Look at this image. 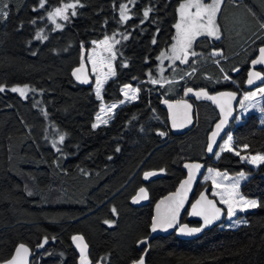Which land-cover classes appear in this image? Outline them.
Instances as JSON below:
<instances>
[{"label": "trees", "instance_id": "1", "mask_svg": "<svg viewBox=\"0 0 264 264\" xmlns=\"http://www.w3.org/2000/svg\"><path fill=\"white\" fill-rule=\"evenodd\" d=\"M181 1L45 0L41 8L39 0H0V12H8L0 18V86L5 88L0 92V264L18 244L32 250L31 264H80L71 246L77 235L88 247L89 264H129L141 256L146 264H264V163L254 168L242 158L264 156V101L259 112L231 124V152L217 149L212 158L206 157L205 147L217 118L209 104H195L196 126L183 137L171 135L160 107L187 87L209 93L227 89L222 71L230 73L248 55L245 41L264 22V0L223 4L218 18L223 39L213 46L234 59L216 65L202 38L194 49H204L208 56L170 74L159 73L156 56L173 40ZM66 3L77 6L68 9V20L55 18L53 23L48 13ZM121 4L129 17L123 21ZM146 9L151 11L144 18ZM106 38L114 43L113 57L98 99L86 61L94 45ZM81 64L90 77L87 86L72 76ZM25 86V98L11 91ZM124 86L136 87V100L117 107L108 124L93 128L100 105L120 102ZM186 161L202 162V178L217 176L216 187L233 183L243 172L248 178L232 198L256 200L261 206L237 207L243 221L229 226L224 207L201 178L196 195L208 189L224 211L220 224L193 239L172 234L138 249L137 243L150 234L154 203L176 189ZM148 171L162 174L145 182ZM141 187L149 202L132 207L129 201ZM183 222L200 226L185 216Z\"/></svg>", "mask_w": 264, "mask_h": 264}, {"label": "snow or ice", "instance_id": "2", "mask_svg": "<svg viewBox=\"0 0 264 264\" xmlns=\"http://www.w3.org/2000/svg\"><path fill=\"white\" fill-rule=\"evenodd\" d=\"M78 2V0H77ZM130 2L134 3L135 0H130ZM223 3V0H184V2L179 4V21L174 25V27L176 28V44L173 45L172 47V51H173V58L174 60H180L181 63H187L188 59H189V55L192 57H195L197 55V52L192 50L193 49V44L196 41V39L198 37L201 36H208V37H212L215 39H220L219 36V27L216 24V16L217 13L220 11V5ZM8 5L5 4L4 7L6 8ZM39 6L41 8H43L45 6V0H39ZM77 6V4L75 3H66L64 5L63 8L57 7L55 8V10L53 12H49L48 13V18L50 20H52L53 23L56 22V17L60 16L62 19L64 20H68V15L66 14L68 9H75ZM192 9H195V11L193 12ZM35 10V9H34ZM151 9H146L143 12V17L147 18L149 16ZM72 16L76 15V12L73 10L71 12ZM8 16V12H0V18H7ZM129 17L127 16V6L125 4H121L120 5V19L126 20ZM33 23H35V21H32ZM58 28L61 27V25L57 24L56 25ZM261 27H264V24L261 25ZM46 38V37H44ZM127 37H125L126 39ZM37 39H41V37L38 35ZM102 43L107 44L108 41L107 39L105 41H103ZM115 43H119V41H115ZM153 43H155V40H153ZM110 50V49H109ZM179 50V51H178ZM165 54L161 53V57H163ZM213 56H217V55H222L221 51H217L214 50L212 52ZM93 63H95L93 61ZM218 63V61H217ZM252 64H264V47H260L259 48V58L258 59H254L252 61ZM126 66V65H125ZM84 68V65L81 64V66L79 68H77L76 70H74L73 75L77 76V79H80V77L77 75V73L81 72ZM114 74V73H113ZM253 77L259 78L260 77V73L259 72H250L249 73V79H248V83L252 84L253 81ZM225 79H228L227 76H225ZM82 83H88V79L85 78L83 80H81ZM151 83H157L156 80H151ZM101 88H102V82L100 80L96 81V96L98 99H102L101 97ZM27 86H25L24 88H16L13 87L11 88L12 92H19V94L21 96H25L26 92H27ZM5 88L0 86V92H4ZM34 91V89H33ZM260 94H264V87H260L257 90ZM257 91H254L248 95H246L244 97L245 101L248 100H253L256 98L257 96ZM193 92L192 88H188L187 89V93H191ZM125 96L129 99H135L136 97L133 96H129L127 92L124 93ZM195 95L197 96V98L204 96L207 99L213 100L214 102H217V97L216 96H209L207 94V92H195ZM221 96H225L229 99H235V93L232 92H228V93H221ZM121 103H123V101H121ZM178 104H183V106L185 108H190L191 105L187 104L186 102H177ZM243 107V104L241 105ZM117 107V105L113 104L111 106H108V110L110 111L111 109ZM173 106L170 104L169 108H172ZM253 107H255V105H253ZM221 108V112L224 113V119H222L220 121V123H218L216 125V131H214L212 133V142L209 143L207 145V151L208 152H213V145L215 144V138L216 136L219 134L220 130L222 129V126L227 122V116L230 114V109L226 110L224 105L221 104L220 105ZM101 113L105 112V106H101ZM262 111H264V109H262ZM97 121L98 122H103V123H107V120H103L101 121V116L98 114L97 115ZM93 128H96L99 126V123H94ZM173 127H176V123H175V118H173ZM159 135L163 136L165 135V133L163 132H159ZM65 137L64 135H60L59 140L62 143L64 141ZM232 140L231 136H228L227 138V142L223 145L224 149H227L229 151H231L232 149L229 147L230 142ZM55 143L53 144V147H55ZM245 148H247V145L244 146ZM57 151H59V149L57 148ZM117 151H119V149H117ZM237 155H239V152L236 153ZM244 158V157H242ZM246 159V158H244ZM257 161H259L260 163H264V156H253L251 158V162L252 163H256ZM186 168L189 169H195L198 170L201 165L200 164H186L185 165ZM211 171V170H209ZM156 173L154 172H145L144 173V179L147 180L150 176L155 175ZM194 179V174L193 172H189L188 178L186 180H184L181 185H180V189H185L186 185H190L192 180ZM246 179L245 175L243 172L240 173L239 177L237 179H235L231 185L232 189H236L239 187V183L241 180ZM215 183V181H214ZM180 189L177 190L176 193H173L174 197H179L180 199L178 201H175L176 206L174 208L171 209V213L170 214H165V215H160L159 214V205H157V216L153 217V221H152V225H151V230L153 232L157 231V229H167L169 227L173 226V223L176 219V214L179 211V207L183 204V200H184V196L181 194ZM140 193L144 194L143 198H147V194L145 189L142 187L140 188ZM215 194V193H214ZM171 199V198H169ZM201 201H205L207 205L210 206V208H206V209H201L198 210L197 209V205H199L201 203ZM133 202H138L137 199L134 198ZM220 202L222 204H225L227 206V214L229 217H232L235 215L236 213V209L237 207L239 208L240 211H245L248 208H256V207H260L261 205L256 201V200H245L243 197H240L239 200H234L231 196V194L228 196V198H225L224 195L220 196ZM161 203H163V201H161ZM192 209H193V215H201L203 216V220H204V225H210L214 220H217L220 218L221 215V209L216 207L215 204L211 201V200H206V197L201 194V198L199 201H197L196 204L192 205ZM112 212L115 214L116 213V209L113 208ZM105 223H109V221H105ZM201 228H191V229H187L188 233H195V232H199L201 231ZM181 231H185L184 228H181ZM73 241H83V238L81 236H73L72 237ZM44 243H47V239L44 240ZM138 243L140 244H147V239H143L140 240ZM44 245H38V247H43ZM77 247H80V244L77 245ZM87 245H84L83 247H81V264H88V262L85 259L84 256V248H86ZM23 254H28L29 253V249L27 247H25V245L20 244L16 249H15V255L12 257V259H10L9 261L6 262V264H27V261L25 259V255ZM133 264H145V260L144 257L141 256L138 260L133 261Z\"/></svg>", "mask_w": 264, "mask_h": 264}, {"label": "water", "instance_id": "3", "mask_svg": "<svg viewBox=\"0 0 264 264\" xmlns=\"http://www.w3.org/2000/svg\"><path fill=\"white\" fill-rule=\"evenodd\" d=\"M261 47H264V45ZM258 58H259V50H258V54H257L255 59H258ZM263 65L264 64L253 65L251 62L249 73L250 72H257L256 69H258L259 67H261ZM80 66H78L77 68H79ZM77 68H75L74 70H76ZM74 70L72 71L73 78L81 86H87L90 83V77L88 75V71L85 68V66L81 72L77 73V75L80 77V79H77V76L73 75ZM249 73H248V78H247V81L245 84V88L246 89H253V88L260 86L263 82V78H262L261 74H260L259 78L253 77L254 82L252 84H249L248 83ZM85 78L88 79V81H89L88 83H82L81 82V80H83ZM188 88H190V87H187L184 89L183 98L176 99V100H162L160 102V107L166 113L167 123H168L170 133H171V135H173L175 137H183L186 134L190 133L195 128V126H196V107H195V104L196 103H206V104H209L213 109H215L217 112L218 118L213 123V125L211 126L210 132L207 135V142H206V147H205L206 157L212 158L215 155L217 149L219 148V145L222 143L223 138L227 137V135H231V133L229 134L228 132H229L231 124L235 122V118H236L235 108L238 104L239 96L237 93H235L233 91H223V92H217V93L211 94V93H208L205 89H193V88H192L193 92L186 94ZM195 92H207V94L209 96H216L217 102H214L213 100L207 99L204 96L197 98V96L195 95ZM228 92L235 93V99H229L225 96L220 95L221 93H228ZM180 101L186 102L187 104L191 105V107L185 108L182 103L181 104L177 103ZM170 104L173 106L172 108H169ZM221 104L224 105L226 110L230 109L231 111H230V114L227 116V122L222 126V129L220 130L219 134L215 138V144L213 145V152H208L207 151V145L212 142V139H213L212 133L214 131H216V125L218 123H220V121L222 119L225 118L224 113L221 112V108H220ZM173 118H175L176 127H173ZM186 164H200L201 167L198 170L189 169V168L185 167ZM205 170H206V166L202 162H199V161H186L182 164V171L185 174L184 178L178 183V185L174 191L167 193L166 195L162 196L153 205L152 217H151L150 227H149L150 234L146 238L147 244L149 241H151L152 239H154L156 237H167V236L172 235V234L176 235V237H178L179 239H182V240L193 239V238L198 237L203 231L209 230V229L213 228L214 226H217L218 224H220V222L222 221V219L224 217V211H223L222 207L219 206L216 203V201L210 197V195L208 193V189L203 188L196 195V189L199 185V182H200L203 174L205 173ZM190 171L193 172L194 179L192 180L190 185L185 186V188H186V191H185V189H180V185L184 180H186L188 178ZM148 172H154L156 174L150 176L147 180L144 179V174H143V179L145 182L150 181L152 179H155V178L161 176V174H162L161 171H148ZM143 188L145 189V187H143ZM178 189H180L181 194L184 196V200H183V204L179 207L178 213L176 214V219L173 223V226L167 228L166 230L165 229H157V231L153 232L151 230V225H152L153 217L157 216V212H158L157 205H159V214L160 215L170 214L171 209L176 206L175 201H178L180 199L179 197L173 196V193H176ZM139 190H140V188L135 192V194L131 197V199L129 201L130 205L132 207H135V208L145 206L149 202V195H148L147 190L145 189L146 194H147L146 199L143 198L144 194L140 193ZM201 194H203L206 197V200H211L215 204L216 207L221 209L220 218L217 220H214L210 225H207V226L204 225L203 216L193 215L192 205L196 204L197 201L200 200ZM194 196H195V198L193 199ZM134 198L137 199L138 202L134 203L133 202ZM169 198H171V199H169ZM161 201H163V203H161ZM206 208H210V206L207 205L205 201H201V203L199 205H197L198 210L206 209ZM184 216L186 217L187 222H198L200 224V226L199 227H192L188 223L183 222ZM181 228H184L185 231L182 232ZM191 228H201L202 230L199 232L189 234L187 229H191ZM78 244H80V247H77ZM147 244L137 243V248L143 249ZM19 245L20 244H18L14 248L11 257L7 261L12 259V257L15 255V249ZM23 245H25V247H27L29 249V253L26 255L22 253V255H25V259L27 261V264H31L32 259H33V252L26 244H23ZM84 245H86L84 240L81 242V241H73V239H71L72 249L74 250V252L78 256L80 264H81V247H83ZM87 253H88V247L84 248V256H85L86 261L88 262ZM7 261H5L3 264H6ZM129 264H133V262L129 263Z\"/></svg>", "mask_w": 264, "mask_h": 264}, {"label": "rangeland", "instance_id": "4", "mask_svg": "<svg viewBox=\"0 0 264 264\" xmlns=\"http://www.w3.org/2000/svg\"><path fill=\"white\" fill-rule=\"evenodd\" d=\"M182 2H184V0H182L180 3H182ZM222 4L220 5V9H221ZM61 8H63V7H61ZM192 11L194 12L195 9H192ZM218 14H219V12L217 13V16H216V24L217 25H218V23H217ZM176 15H177V18H176V23H177L179 21V5H178L177 10H176ZM56 18L62 19L60 16H57ZM218 34L221 37L220 30H219ZM175 37H176V28L174 27V37H173V40H172L171 44L166 49H163L162 51H160L157 54V56H156L157 65H158L159 70H160L159 73H168V74H170L172 71L177 69L178 66L181 63L180 60H174V58H173L174 54H173V51H172V47H173L174 44H176ZM200 38H209V39H212V40H219V39H215V38L208 37V36H201V37H198L196 39V41L198 39H200ZM106 39H107L108 43L107 44L102 43ZM106 39H104L103 41H100V42H98L97 44L94 45L92 54L90 56H88V59L86 61V65H87V67L89 69V72H90V75H91V78H92L93 88H94V92L95 93H96V81L100 80L102 82V85H103V82L105 81V79L107 78V76L111 72V61H112V57H113V50L112 49H113L114 43L111 42V40H109L108 38H106ZM195 42L193 44V49L192 50H194ZM161 53H164L165 55L163 57H161ZM93 61L95 63H93ZM197 61H198L197 55L195 57H192V56L189 55L188 62L184 63V64L185 65H187V64H195ZM215 63H216V61H215ZM83 65L85 66V64H83ZM85 68H86V66H85ZM193 73H195V70H192V72H190L189 74L185 75L182 79H186V78L190 77ZM182 79H180V80H182ZM262 87H264V86H262ZM17 88H21V87H17ZM258 89L254 90V91H257ZM183 91H182L181 95L178 97V99L183 98ZM254 91H252V92H254ZM125 92H127L129 96H133L134 95L137 98L136 87L124 86V87L121 88V94H122V100L121 101H123V103H121V101L118 102V103H115V105H117V107H120V106L128 104V103H132V102H134L136 100V98L135 99L127 98L125 96V94H124ZM252 92H250V93H252ZM17 93L19 94V92H17ZM250 93H246L245 95H242V97H241V99H240V101H239V103H238V105L236 107L237 116H236L235 122H234L235 125L238 124L241 121V119L243 118V116L246 115L247 113H249V112H259L260 105L264 101V94H260L257 91V96H256L255 99L245 101L244 97L246 95L250 94ZM26 94H27V92H26ZM26 94H25V96H26ZM25 96H21V97L25 98ZM242 104H243V107L241 106ZM111 105H113V104H111ZM111 105H109V106H111ZM253 105H255V107H253ZM101 106H102V104L100 105L99 111L95 115V118H94V123H99V126L108 124L111 121L112 117H113L115 109L117 108V107H115V108H113V109H111L109 111L108 110V106L107 105H103V106H105V112L101 113V111H100L101 110ZM98 114L101 116V121L107 120V123L98 122L97 121V115ZM228 136H230V135H228ZM228 136L219 145V148H218V152L219 153L224 151V150L229 151V150L223 148V145L227 142ZM229 147L231 148L230 145H229ZM229 152H231V151H229ZM252 157L253 156H246L244 158H247L251 162V158ZM258 163H259V161H257L256 163H252L251 162V164L253 165L254 168L257 167ZM208 170L214 171L212 169H208ZM234 177H235V179H237L239 177V175H235ZM247 178H248V176H246V179ZM246 179L240 181L239 186ZM217 180H219V178H217V176H215V177L206 176V177L202 178L201 183L202 184H205L206 182L210 183V185L212 187L211 195L217 200V202L222 207H224V209L226 211L227 224L229 226H237V224L241 223L243 220L238 218V213H235V215L232 216V217L228 216V214H227V206L220 202V196L224 195L225 198H228V196L230 194H231V196H233L234 193L236 192V190L239 187L236 188V189H232L231 188L232 183L231 184H227V185H223V186H217V187L215 185L213 186L212 183H214V181L217 182Z\"/></svg>", "mask_w": 264, "mask_h": 264}, {"label": "flooded vegetation", "instance_id": "5", "mask_svg": "<svg viewBox=\"0 0 264 264\" xmlns=\"http://www.w3.org/2000/svg\"><path fill=\"white\" fill-rule=\"evenodd\" d=\"M226 0L223 1V4L225 3ZM231 1H241V0H231ZM222 4V6H223ZM246 5V4H245ZM221 6V8H222ZM221 11V9H220ZM219 11V14H220ZM219 14H218V18H219ZM217 23H218V19H217ZM262 23V22H261ZM264 24V22H263ZM219 30H220V34L221 37L219 40H212L209 38H203V39H207L208 40V44L210 45L211 49H210V53H208V55H210V57H212L213 59H216V65L219 66V64H226L228 61H230L231 59H234L235 56H226L224 54V48H219V47H214L213 44H217L220 43L223 39V35L220 29V26L218 24ZM260 30L253 32L252 34L249 35V37L246 39V46L245 49L248 53V55L246 56L245 60L243 61V63L238 62L237 64L234 65L233 69L231 70L230 73H226L222 71L223 77L221 78V81L226 82L227 89H221V90H217L213 93H217V92H223V91H233L235 93L238 94L239 96V101L242 97V95H245L246 93H250L262 86H264V65L259 67L258 69H256L257 72H259L263 78V82L260 86L253 88V89H246L245 88V84L248 78V73L250 71V64L251 62L256 58L257 54H258V50L261 46L264 45V27H260ZM202 39V38H200ZM195 50V49H194ZM214 50L217 51H221L222 55H217V56H213L212 52ZM197 52V59L198 60H203L207 53H205L204 49L201 50H195ZM207 55V56H208ZM218 61V63H217ZM184 63H180V65H182ZM225 76L228 77V79H225ZM207 91V90H206ZM208 92V91H207ZM209 93V92H208ZM212 94V93H211ZM238 101V103H239ZM238 105V104H237ZM237 107V106H236ZM215 111V115L216 118H218L217 112L215 109H213ZM235 114L237 116L236 113V108H235ZM217 120V119H216Z\"/></svg>", "mask_w": 264, "mask_h": 264}, {"label": "bare ground", "instance_id": "6", "mask_svg": "<svg viewBox=\"0 0 264 264\" xmlns=\"http://www.w3.org/2000/svg\"><path fill=\"white\" fill-rule=\"evenodd\" d=\"M200 89V88H199Z\"/></svg>", "mask_w": 264, "mask_h": 264}, {"label": "crops", "instance_id": "7", "mask_svg": "<svg viewBox=\"0 0 264 264\" xmlns=\"http://www.w3.org/2000/svg\"><path fill=\"white\" fill-rule=\"evenodd\" d=\"M94 123V122H93Z\"/></svg>", "mask_w": 264, "mask_h": 264}]
</instances>
